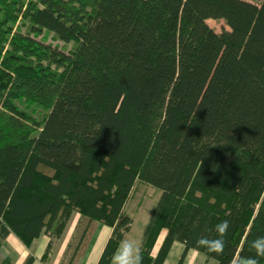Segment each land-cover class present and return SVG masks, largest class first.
<instances>
[{"label":"trees","instance_id":"obj_1","mask_svg":"<svg viewBox=\"0 0 264 264\" xmlns=\"http://www.w3.org/2000/svg\"><path fill=\"white\" fill-rule=\"evenodd\" d=\"M140 181L160 191L143 264H164L176 241L178 264L190 249L255 257L264 0H0V250L11 233L28 246L50 234L47 258L76 211L113 228L97 263L111 264ZM225 220L222 254L196 247Z\"/></svg>","mask_w":264,"mask_h":264},{"label":"crops","instance_id":"obj_2","mask_svg":"<svg viewBox=\"0 0 264 264\" xmlns=\"http://www.w3.org/2000/svg\"><path fill=\"white\" fill-rule=\"evenodd\" d=\"M143 208L145 206H141L139 210ZM150 209L149 214L148 210H144L146 216H144L143 229L137 239H135L140 247L143 242V231L150 219L153 208ZM132 228L125 235L124 239L131 238ZM84 231H86L85 236L75 254L76 246ZM112 232V227L102 222L90 221L88 218H83L80 213L74 211L62 236L55 241L47 258L46 253L51 240L50 234H42L28 246L14 233H11L4 241L7 244V252L10 255L5 254L3 264H25L29 256L34 257L33 264H97ZM166 234L167 230H164L160 234L153 249V255H156L159 251ZM184 250L185 245L182 242H174L164 264H178ZM182 264H218V261L208 258L198 250L190 249Z\"/></svg>","mask_w":264,"mask_h":264},{"label":"clouds","instance_id":"obj_3","mask_svg":"<svg viewBox=\"0 0 264 264\" xmlns=\"http://www.w3.org/2000/svg\"><path fill=\"white\" fill-rule=\"evenodd\" d=\"M230 227L229 221L225 220L215 226L216 238L200 237L196 240V247L206 250L208 253L222 254L224 251V237ZM251 249L255 257H244L237 264H259L257 257L264 258V236L258 237L251 242ZM111 264H143V256L140 245L134 239H123L116 252L112 256Z\"/></svg>","mask_w":264,"mask_h":264},{"label":"rangeland","instance_id":"obj_4","mask_svg":"<svg viewBox=\"0 0 264 264\" xmlns=\"http://www.w3.org/2000/svg\"><path fill=\"white\" fill-rule=\"evenodd\" d=\"M208 23L218 32L222 31L223 28L228 29L227 25L223 21H216L210 19L208 20ZM52 35L53 34H49L47 40L48 43L65 48L64 43L62 41L54 40ZM41 36L42 34L40 35V37ZM66 49H69V47L67 46ZM29 111L32 112L39 119H41L46 112L45 109L36 106H32V108L29 109ZM159 196H160V191L155 187L142 181L138 183V185L136 186L133 192L132 198L128 201L126 206L127 213L133 219V225H132L133 232L130 239L135 240L137 239L138 235H140L143 229L144 216H146L144 210H148V214H149V211L151 210L150 208H153L155 206ZM141 206H145V208L139 210ZM5 254L7 255L8 252H7V244L4 243L3 248L0 251V264H3V259L6 256ZM8 255H10V253Z\"/></svg>","mask_w":264,"mask_h":264}]
</instances>
